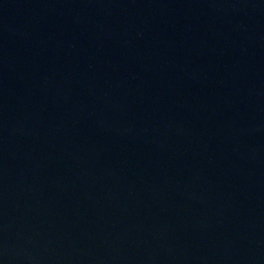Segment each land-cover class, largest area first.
I'll return each instance as SVG.
<instances>
[{
    "label": "water",
    "instance_id": "obj_1",
    "mask_svg": "<svg viewBox=\"0 0 264 264\" xmlns=\"http://www.w3.org/2000/svg\"><path fill=\"white\" fill-rule=\"evenodd\" d=\"M0 264H264V0H0Z\"/></svg>",
    "mask_w": 264,
    "mask_h": 264
}]
</instances>
